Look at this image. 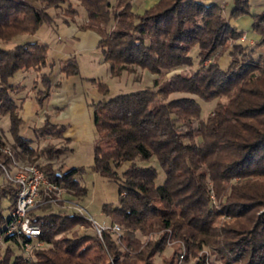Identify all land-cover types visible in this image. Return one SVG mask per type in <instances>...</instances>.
<instances>
[{
  "label": "trees",
  "instance_id": "1",
  "mask_svg": "<svg viewBox=\"0 0 264 264\" xmlns=\"http://www.w3.org/2000/svg\"><path fill=\"white\" fill-rule=\"evenodd\" d=\"M131 1L0 0V41L34 35L41 26L52 25L54 17L48 9L66 7L77 14L79 10L71 8L74 2L85 11L86 22L80 28L100 37L98 49L111 77L133 74L136 69L155 76L151 87L91 104L94 141L88 169L118 186V205L102 207L110 225L117 224L115 220L123 225L118 239L113 240L116 234L108 231L102 232V241L89 234L57 239L87 220L76 212H32L30 216L41 230L39 238L51 247L34 250L25 260L17 242L9 237L5 253L0 252V264H101L102 256H89V252L93 247L102 254L106 249L113 252L116 243H123L122 256L150 264L169 237L183 242L188 254L209 247L221 264H264V213H256L264 206V53L257 54L264 48V12L253 13L250 0H232L227 18L214 3L159 0L135 14ZM242 16L252 18V30L261 36L254 46L239 41L244 32L230 21ZM194 47L198 48L196 70L176 72L192 67ZM47 49L37 41L0 49V116H9L14 157L31 164L38 153L19 133L23 120L9 80L19 71L46 67ZM224 54L228 63L223 69L220 58ZM211 58L215 59L205 66ZM61 72L77 75V63L66 60ZM92 81L101 94L108 93L106 84ZM39 83L36 96L42 106L51 91L48 75L41 74ZM174 93L195 95L207 102L224 101L220 99L203 121L194 98L169 99ZM66 129V125L45 120L35 133L49 136L56 130L58 137L69 142L63 137ZM2 139L0 133V147L5 146ZM60 151L44 148L40 154L51 161ZM152 159L151 165H144ZM0 160L10 159L0 153ZM38 167L50 182L74 195L86 193L76 179L85 167L65 171ZM159 169L165 178L157 185ZM208 183L219 201L217 207L211 205ZM15 193L14 186L0 184V201H9L7 218L0 204L2 229L11 218ZM127 196L138 208L125 209ZM222 217L231 223L218 226ZM150 234L160 235L142 247L139 235ZM90 241L95 246H82ZM118 255L114 254L115 263ZM176 262L174 255L168 264Z\"/></svg>",
  "mask_w": 264,
  "mask_h": 264
},
{
  "label": "rangeland",
  "instance_id": "2",
  "mask_svg": "<svg viewBox=\"0 0 264 264\" xmlns=\"http://www.w3.org/2000/svg\"><path fill=\"white\" fill-rule=\"evenodd\" d=\"M200 1V0H199ZM203 1V0H201ZM206 4H217L221 8L222 15L224 17H228V13L232 4H230V0H204ZM37 5V2L35 3ZM260 4L262 7H260ZM74 9L79 10L81 16H85V11L82 7H76L75 3L71 4ZM250 10L255 12H264V0H250ZM47 12L50 15H58V16H73L74 14H71V9L64 7L62 9H48ZM71 12V13H70ZM134 13V12H133ZM49 27L47 25H43V27L36 33L34 37L37 36L40 40H46L49 45L53 44V42L50 41V31L51 29H48ZM52 32V30H51ZM259 35L258 33H256ZM244 36V35H243ZM242 36V37H243ZM32 35H18L17 37L13 38L12 40L8 42L0 41V49H12L17 45H21L24 43H27L29 41H35ZM242 37L239 41H241L245 45L254 46L261 38L259 35V39L252 43L248 44L244 41H242ZM43 40V41H44ZM52 47V45H51ZM198 53V48L194 47L190 55L194 58L195 62L192 65V67H183L176 70V72L180 73H186L189 74L192 71L196 70L197 61H196V55ZM218 53V52H215ZM258 53H264V48H260L257 50ZM213 59L211 58V61H206L204 63L205 66L210 64ZM44 68V67H43ZM35 70H42L35 69ZM109 68L108 64L103 62V65H98L97 63L93 64H87L83 65L80 68L79 74L75 75L73 80L76 82L77 89L79 90L81 87L85 89L86 93L88 94V98L91 99V97L96 98V102L100 100H107L112 97H115L120 94H126L138 90H142L146 87L152 86V81L155 78L154 75H151L149 72L141 69H136L135 73L129 74L127 72L122 73L119 77V79L110 80L108 77ZM18 74L14 75L10 80L9 84H11L13 87H15V91L13 93V98L18 105L19 102L24 98L25 95H27L29 92H21L19 90V85L17 84ZM41 74L39 75L40 79ZM91 78L97 79L98 82L102 84H106L108 86V93L107 94H101L98 92H95L93 90H96L92 84L90 83ZM118 78V77H117ZM88 79H90L88 81ZM24 85V84H22ZM37 92V88L35 91L30 92L31 94L28 96V98H32L33 101L29 100V103H31L33 109L37 108L36 102H35V95ZM25 93V94H24ZM177 97H191L194 98L200 105L201 113H200V119L205 121L207 117L212 113V110L216 106V104L219 102V99H213L211 101H203L198 96L187 94V93H174L169 96L170 98H177ZM26 98V96H25ZM24 98V99H25ZM221 102L224 101V99L220 100ZM31 107V109H32ZM26 112V114L21 115L24 122L22 123L21 127L19 128L20 135L31 141V147L37 151L38 157L35 158V160L32 164H36L37 166L43 167V169H47L46 166H49V168H53L54 170H67L73 167L82 166L85 167L86 170L81 176H77L76 179L79 181L80 185L86 190V193L78 197L74 195V192L67 190L66 188L61 187V191L58 193L48 194L44 196L43 203L37 206L33 212H56V211H62V212H76V209L73 208V204H76L80 206L82 209H84V212L87 216H90L93 218L94 223L87 222L74 227L70 233L61 235V237H57V239L64 238V236H68L70 238H76L80 237L82 235H95L99 238V240H103L102 238V232L101 234L97 233L96 231V224L102 225L103 223L110 225V219L106 217L102 213V207L105 204H112L113 206L118 205V186L115 182L108 181L107 179L101 177L100 175L92 172L88 167L93 162V139H94V127H93V108L91 106V102L89 103V116H90V127H87V125L83 124L85 127L82 129H77L73 133L68 132L66 134V137H71L72 141L69 145V142L65 141L63 138L58 137L56 135V130H53L54 134L49 136H42L37 135L34 130V123H36L35 114L34 112ZM198 122L196 121V124ZM10 120L8 115L0 116V133L2 134V140L5 142V146H2V148H9L11 150V146L13 144V139L10 133ZM70 147V150L68 148ZM44 148L48 149H60L62 152L59 156L53 157V159L50 161L48 160L45 155L40 154V151ZM1 153V152H0ZM13 155V153H12ZM14 157V155H13ZM15 158V157H14ZM10 159V158H9ZM18 160L17 158H15ZM20 162L26 163V161L18 160ZM4 162V161H3ZM7 162V161H6ZM153 162V159L145 162L144 165H151ZM5 163V162H4ZM29 163V162H27ZM50 163V164H48ZM31 164V163H30ZM154 165V164H153ZM155 165L157 166L156 162ZM51 166V167H50ZM66 168V169H65ZM42 170V169H41ZM164 173L159 169L158 171V178L156 180V184L160 185L162 184L164 180ZM0 184L4 187V185L7 184V182L4 181L2 177V172L0 170ZM210 187V200L211 205H217L219 204V201L214 197L213 189L211 186V183H208ZM45 198H52L53 201H46ZM1 207L3 209V216L8 217L9 211L7 209L9 205V201L7 199L0 201ZM126 210L132 211L135 208H138L137 202L130 198L129 196L126 197L125 202L123 204ZM257 214L264 213V206L260 207ZM115 225L119 227L118 232H111L108 231L114 235L115 237L113 240H117L121 232H123V225H121L117 220L114 221ZM218 226L220 222L226 223L230 222V220L226 217H222L218 219ZM231 223V222H230ZM2 230V225L0 224V231ZM161 234V233H160ZM160 234H150L148 236H140V242L142 243V247H144L149 240H155ZM48 246L42 248V249H48L51 247L49 243H47ZM83 247L87 246H95L93 242H85ZM105 246V244H104ZM117 250H107L105 251V255L102 254V252L99 251V249H95L94 247L89 252V256L94 255H101L102 256V263L101 264H108L110 262L111 264H144L146 261H140L136 259H131L130 257L122 256L124 253L123 250V243H116V245H113ZM6 246H3L0 249L1 253H5ZM106 248V247H105ZM19 254L18 251H16ZM115 252V253H114ZM118 252V253H117ZM114 254L118 255V262L115 263L113 257ZM177 255V262L176 264H197L198 261L203 260L204 264H221V260L216 255V253H213V251L209 247H204L200 250H192L188 254L186 245L177 240H173L170 237L167 239L164 250L156 254L154 257H152L149 261L150 264H168L172 258V256ZM15 255L13 254L12 258ZM203 258V259H202Z\"/></svg>",
  "mask_w": 264,
  "mask_h": 264
},
{
  "label": "crops",
  "instance_id": "3",
  "mask_svg": "<svg viewBox=\"0 0 264 264\" xmlns=\"http://www.w3.org/2000/svg\"><path fill=\"white\" fill-rule=\"evenodd\" d=\"M158 2L159 0H132V11L135 14H142L145 10L153 7ZM260 7H262L261 4ZM51 16L54 17V22L52 25L47 26L49 27L48 29L52 30V32L48 30L50 31V41L53 42V44H51L52 47L46 40L43 39V41L38 39L37 36L34 37L43 26L32 35L35 41L47 45V66L39 71L30 69L16 73L19 75L17 79V84L20 87L19 90L25 93L26 91L29 92L25 95L26 98L24 96L25 99L22 98L18 104L19 115L21 117V115L32 110L31 112H34L36 119L34 130L43 126L45 120H49L55 124L66 125L67 129L63 133V137L69 139L70 145L72 138L66 137V134L69 131L73 133L78 128H84L85 126L83 124L90 127L89 103H95L96 98L91 97V99H89L88 94L82 87L79 90L77 89L76 82L73 80L75 75L66 76L61 72L62 63L68 59H73L77 63L79 74L81 66L93 63L103 65L104 60L98 49V42L100 41L98 34L93 30H83L80 28V26L86 22L85 16H81L80 12L74 14L72 17L63 15ZM230 21L238 30L244 32L242 41L252 44L259 39V35L252 30L253 21L251 17L242 16L235 20L231 19ZM226 55L227 54H224L223 57L220 58V66L223 69L226 68L228 63V56L226 57ZM40 74L48 75L51 91L49 97L44 101L42 106H39L37 96L35 95L37 108L33 109L31 103H29V100H33L32 98H28V96L31 94L30 92L33 93L36 88L37 91L41 89V84L39 83ZM108 77L110 80L120 78H113L109 73ZM93 79L96 80L97 83H100L97 79L91 78L90 83L96 89L93 91L100 93L96 84L92 81ZM89 80L90 79H88V81ZM21 119L23 120L22 117Z\"/></svg>",
  "mask_w": 264,
  "mask_h": 264
},
{
  "label": "built area",
  "instance_id": "4",
  "mask_svg": "<svg viewBox=\"0 0 264 264\" xmlns=\"http://www.w3.org/2000/svg\"><path fill=\"white\" fill-rule=\"evenodd\" d=\"M0 152L10 158L5 163L0 160L2 177L7 184L16 188L11 218L0 231V249L6 245L5 239L10 237L17 242L23 258L28 260L34 250L48 246L46 242L39 238L41 236L40 227L30 214L43 203L44 196L58 193L62 189L57 184L50 182L45 172L36 164L16 160L9 148L0 147ZM45 199L48 202L53 201L52 198ZM73 208L76 209V213L83 215L88 222L94 223L93 218L87 216L80 206L73 204ZM95 227L99 234L105 230L119 231V227L115 224H96Z\"/></svg>",
  "mask_w": 264,
  "mask_h": 264
}]
</instances>
